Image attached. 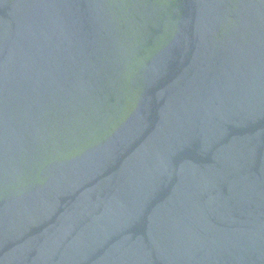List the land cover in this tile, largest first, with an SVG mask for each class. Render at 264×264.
<instances>
[{"label": "water", "instance_id": "water-1", "mask_svg": "<svg viewBox=\"0 0 264 264\" xmlns=\"http://www.w3.org/2000/svg\"><path fill=\"white\" fill-rule=\"evenodd\" d=\"M0 264H264V0H0Z\"/></svg>", "mask_w": 264, "mask_h": 264}]
</instances>
